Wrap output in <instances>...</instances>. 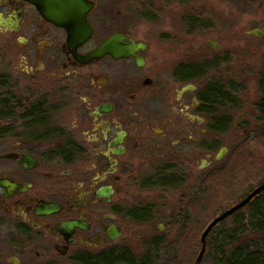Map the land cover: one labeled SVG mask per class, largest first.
Returning <instances> with one entry per match:
<instances>
[{
  "label": "flooded vegetation",
  "instance_id": "obj_1",
  "mask_svg": "<svg viewBox=\"0 0 264 264\" xmlns=\"http://www.w3.org/2000/svg\"><path fill=\"white\" fill-rule=\"evenodd\" d=\"M85 1L91 33L70 43L34 0H0V264H81L116 253L136 230L148 235L139 246L157 244L179 232L189 201L212 204L205 195L230 149L219 142L235 128L251 138L263 132L255 130L264 122L233 113L253 78L257 118L264 67L248 74L246 65L231 66L227 51L216 54L210 24L183 55L179 20L194 29L198 20H226L211 9L215 0H179V18L153 32L159 0ZM247 32L261 36L262 22ZM112 36L117 53L86 59ZM125 46L131 52L122 54ZM194 170L207 173L194 180Z\"/></svg>",
  "mask_w": 264,
  "mask_h": 264
},
{
  "label": "rangeland",
  "instance_id": "obj_2",
  "mask_svg": "<svg viewBox=\"0 0 264 264\" xmlns=\"http://www.w3.org/2000/svg\"><path fill=\"white\" fill-rule=\"evenodd\" d=\"M147 1V0H146ZM163 0H159L158 2H162ZM179 2V0H169L167 3L169 6L167 8L160 7L156 3V6L152 8V32L153 30H161L164 27H169L174 24L173 20H177L178 13L176 14L175 3ZM198 1L196 0V3ZM148 3V2H147ZM172 4V5H171ZM192 1L189 3H185L184 12L191 9ZM211 9L215 13L216 17H225L226 20H198L199 26L194 27L191 24H188L187 21L192 20H179V30L181 31L182 41H179L182 45V51L184 57L187 56L189 51V44L193 42L194 39L201 40L203 35L208 33L207 24L211 27L215 28V40L219 42L220 48L216 52V54L223 55L224 51H227L230 56V64L235 68H243L246 65L247 73L251 74L259 67H264V33L261 36H257L254 34H250L247 32L249 29L258 28L259 22H262V27L264 28V3L259 0H215L213 5H211ZM167 12V14L165 13ZM259 19V20H258ZM262 19V20H260ZM155 20H160V25L155 24ZM164 20L165 24L161 22ZM199 27V28H198ZM150 25H144V30L149 32ZM189 30V31H188ZM157 32V31H154ZM193 32V33H191ZM179 35V38H181ZM3 40L0 34V64L2 59L3 52ZM161 44V43H160ZM180 53V46H179ZM215 54V53H214ZM249 76V75H248ZM254 79H246V86L241 92L244 103L240 110H236L233 113V119L237 118L239 114H242L241 120L242 122H248V124H252L257 121L255 116L253 115V101L257 97V89L254 87ZM261 95V93H260ZM260 125V124H258ZM239 132V133H238ZM233 136L231 138H227L225 141H220L218 146H227L229 147V152L224 154L221 162L226 164V170L222 174L216 176L215 179V190L213 193L208 192L205 196L208 201L210 199L212 204H205V207L202 206L201 197H198L194 200L195 206L192 207L191 201L187 204L185 215H187L190 219L187 220L183 217H180V220L184 219V227H181L179 224V230L188 231V232H200V235L204 228L207 226L210 220H208L209 215L213 213V209H217L219 207L225 206V204L231 203L233 199H236V196L242 194L244 191H247L250 187L253 186V183L257 180L258 175H261L264 172V163H260L255 169H253L251 174H247V167L245 165L246 161L240 160L238 154H241L243 158V154L246 153V149L249 148H259L260 150H264L262 145L258 146L256 142V138H250L249 134H240V130L238 128L233 129ZM238 133V134H237ZM246 139V142L242 145V149H237L235 152L234 146L236 142L240 139ZM216 148V151L218 149ZM239 151V152H238ZM215 153V151H213ZM234 158L236 160H234ZM244 160V158H243ZM256 166V165H255ZM252 169V167H251ZM206 171H201L199 173L198 170H194L192 173V178L195 180L198 177H203L206 175ZM231 182V189H227L225 191L223 186L227 188L228 184ZM191 182H187L186 185H190ZM221 189V192L219 191ZM253 189V188H252ZM251 189V190H252ZM210 193V194H209ZM180 196V195H179ZM180 198V197H179ZM200 200V204H199ZM180 202V200H179ZM211 203V202H210ZM180 216V214H179ZM202 223L204 226L201 228ZM199 235V240H200ZM148 237L147 233L139 230L131 233L125 232L123 237L120 239V246H128L134 249L137 253H142V247L139 246L141 242L146 240ZM178 237V240H177ZM163 238L169 240L173 243V246L178 249L179 252V232L178 233H165ZM177 243V244H176ZM135 244V246H133ZM182 245H186V243H182ZM119 246V247H120ZM206 249V248H205ZM196 257V256H195ZM179 258V257H178ZM179 262H171V264H178ZM61 264H74L68 262H62Z\"/></svg>",
  "mask_w": 264,
  "mask_h": 264
},
{
  "label": "trees",
  "instance_id": "obj_3",
  "mask_svg": "<svg viewBox=\"0 0 264 264\" xmlns=\"http://www.w3.org/2000/svg\"><path fill=\"white\" fill-rule=\"evenodd\" d=\"M188 73L189 71L184 72L185 75ZM260 93L262 99L256 104L258 110L256 119L257 122H264V86L260 90ZM259 130L263 132L261 134H254L252 139L256 138L257 145L264 147V124L255 131ZM241 144L243 143H239L233 148L235 152L239 148L242 149ZM238 155L242 161L241 166L243 161H246L247 174H251L252 170L260 163H264V150H260L257 147L246 149V153L243 154L244 160L241 154ZM234 160L236 159L234 158ZM263 179L264 172L258 175L252 187L241 195L239 194L231 203L213 209L214 211L209 215L208 220H212L221 211L240 200L252 188L260 184ZM184 217L187 220L190 219L188 216ZM184 219L180 224L185 229ZM203 226L204 224L202 223L201 228ZM199 235L200 232H188L180 228L179 252L173 244L163 247L161 243L165 242L166 239L161 236L154 239L157 244H144L142 246V253H137L128 246H120L116 253H110L102 258H84L81 264H171L178 257V264H193L195 256L200 249ZM182 243H186V245H182ZM200 264H264V189L241 209L233 212L212 227L206 237V249Z\"/></svg>",
  "mask_w": 264,
  "mask_h": 264
},
{
  "label": "water",
  "instance_id": "obj_4",
  "mask_svg": "<svg viewBox=\"0 0 264 264\" xmlns=\"http://www.w3.org/2000/svg\"><path fill=\"white\" fill-rule=\"evenodd\" d=\"M39 7V10L43 17L47 20L63 26L68 33L70 43H78L82 40H85L91 33V27L88 25L87 20H85L86 12L88 11L90 4L85 0H42L36 1L34 0ZM75 18H79L80 20H74ZM114 37H110L103 41L94 51H92L89 55H87L86 59L90 60L99 56H102L105 53H117L118 50L114 46ZM142 46V45H136ZM135 47V46H133ZM115 48V51L113 50ZM120 52L123 54L124 52H131V47L126 48L120 47ZM119 52V53H120ZM191 88V86H185L181 89L180 92H183ZM224 150H222L223 152ZM219 157V156H218ZM264 189V179L254 187L250 192H248L244 198L220 212L216 217H214L209 224L205 227L203 232L200 235V249L198 254L195 257L193 264H200L203 254L206 248V237L213 226H215L218 222L225 219L229 215H231L236 210L242 208L247 202H249L255 195H257L260 191ZM117 235L111 236L112 239H115Z\"/></svg>",
  "mask_w": 264,
  "mask_h": 264
},
{
  "label": "bare ground",
  "instance_id": "obj_5",
  "mask_svg": "<svg viewBox=\"0 0 264 264\" xmlns=\"http://www.w3.org/2000/svg\"><path fill=\"white\" fill-rule=\"evenodd\" d=\"M250 191H251V190H250ZM250 191H249V192H250ZM244 197H245V196H244ZM244 197H243V198H244ZM240 200H241V199H240ZM237 202H238V201H237ZM246 204H247V203H246ZM217 215H218V214H217ZM217 215H216V216H217ZM216 216H215V217H216ZM210 221H211V220H210ZM210 221H209V222H210ZM208 224H209V223H208ZM208 224H207V225H208ZM204 229H205V228H204ZM202 232H203V231H202Z\"/></svg>",
  "mask_w": 264,
  "mask_h": 264
}]
</instances>
